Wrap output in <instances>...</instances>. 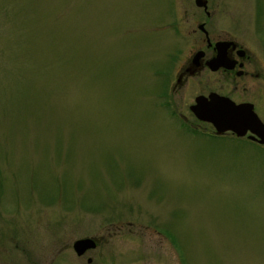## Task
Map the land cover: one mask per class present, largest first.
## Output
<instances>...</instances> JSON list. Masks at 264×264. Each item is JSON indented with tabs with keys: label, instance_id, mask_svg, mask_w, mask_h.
I'll list each match as a JSON object with an SVG mask.
<instances>
[{
	"label": "rangeland",
	"instance_id": "1",
	"mask_svg": "<svg viewBox=\"0 0 264 264\" xmlns=\"http://www.w3.org/2000/svg\"><path fill=\"white\" fill-rule=\"evenodd\" d=\"M230 1L250 30L264 13ZM176 13L174 0H0V264L40 250L264 264V147L203 135L188 110L202 72L167 91L190 40ZM84 237L97 246L76 258Z\"/></svg>",
	"mask_w": 264,
	"mask_h": 264
},
{
	"label": "flooded vegetation",
	"instance_id": "2",
	"mask_svg": "<svg viewBox=\"0 0 264 264\" xmlns=\"http://www.w3.org/2000/svg\"><path fill=\"white\" fill-rule=\"evenodd\" d=\"M174 4L177 11L173 18L174 31L184 32L182 36H190V40L177 48L178 52L172 61L181 60L175 64L177 66L172 78L168 73L167 91L202 72L204 83L202 89L194 94L193 102L196 96L206 99L209 96L224 97L232 104L250 106L264 124V50L261 49L264 42L259 40V35L253 36L255 28L260 26L258 19H262L264 13L253 11L254 23L250 30V14L245 16L238 11L234 13L230 0H174ZM188 110L195 119L190 104ZM196 121L206 126L203 127L204 136H231L264 147L253 141L257 138L249 137L248 132L243 136H236L229 130L217 134L210 122ZM93 241L95 248L98 240L93 238ZM92 249L85 250L79 256L73 253L76 258H82ZM59 253L56 252L48 259L40 250L35 258L26 257L25 264H61L63 258L57 256ZM85 262L92 264L91 257H86Z\"/></svg>",
	"mask_w": 264,
	"mask_h": 264
},
{
	"label": "water",
	"instance_id": "3",
	"mask_svg": "<svg viewBox=\"0 0 264 264\" xmlns=\"http://www.w3.org/2000/svg\"><path fill=\"white\" fill-rule=\"evenodd\" d=\"M248 105L232 104L224 97L209 96L208 99L196 96L190 110L194 116L202 121L210 122L217 134L224 131H231L236 136H243L248 132L251 138L258 144L264 145V124ZM92 238L84 237L72 242L71 248L75 255L83 254L85 250L94 248ZM89 261V260H87Z\"/></svg>",
	"mask_w": 264,
	"mask_h": 264
}]
</instances>
